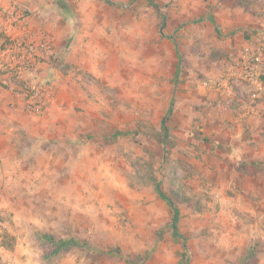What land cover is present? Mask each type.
I'll return each instance as SVG.
<instances>
[{"label": "rangeland", "instance_id": "1", "mask_svg": "<svg viewBox=\"0 0 264 264\" xmlns=\"http://www.w3.org/2000/svg\"><path fill=\"white\" fill-rule=\"evenodd\" d=\"M54 1L39 97L0 95V264H264V78L214 86L264 0Z\"/></svg>", "mask_w": 264, "mask_h": 264}, {"label": "built area", "instance_id": "2", "mask_svg": "<svg viewBox=\"0 0 264 264\" xmlns=\"http://www.w3.org/2000/svg\"><path fill=\"white\" fill-rule=\"evenodd\" d=\"M5 3L0 8L7 16L10 29L5 34L6 38L0 41V95L11 90L14 93L13 97L17 93L18 96L26 98L34 91L32 98L35 103L41 86L37 87L32 81L35 80L40 68L41 59L46 57L44 54L48 50L50 53L55 44L45 35L37 39L26 34L28 26L26 13L19 5H13V0ZM263 78L264 42H260L250 47L246 54L237 60L235 66L226 69L221 79L215 80L214 86L219 90L231 91L235 84L260 86ZM42 89L46 90L44 87ZM37 109L40 110V107Z\"/></svg>", "mask_w": 264, "mask_h": 264}, {"label": "crops", "instance_id": "3", "mask_svg": "<svg viewBox=\"0 0 264 264\" xmlns=\"http://www.w3.org/2000/svg\"><path fill=\"white\" fill-rule=\"evenodd\" d=\"M8 0H0V7L7 2ZM38 1V0H37ZM55 1L54 0H40L38 3H34L33 0H22L21 4L23 7H21V10L26 13L27 15V22L29 24L34 25L35 23H38L40 29H43L41 27H45L46 25L42 23V21L45 22V18L43 17L45 14L52 15V13L56 16L55 11ZM1 9V8H0ZM66 13V12H65ZM67 15V14H64ZM68 17H55V23L57 22V30H53L52 28L48 30V37L54 42V44L57 42H61L59 38H63L64 41L69 43L67 40L71 39L72 37H69L65 30V25L68 24ZM72 21V20H71ZM54 25V23H51V25ZM37 25V24H36ZM45 25V26H44ZM59 32L61 35H59ZM65 35V36H64ZM62 36V37H60ZM61 45V44H60Z\"/></svg>", "mask_w": 264, "mask_h": 264}, {"label": "trees", "instance_id": "4", "mask_svg": "<svg viewBox=\"0 0 264 264\" xmlns=\"http://www.w3.org/2000/svg\"><path fill=\"white\" fill-rule=\"evenodd\" d=\"M158 190H159V194H160L161 196H163V197H164L163 193H162V192H161V190H160V187H158ZM175 211H176V216H175V218H174V221H176V220H177L178 209H176ZM175 235L177 236V235H178V233H177V232H175Z\"/></svg>", "mask_w": 264, "mask_h": 264}]
</instances>
